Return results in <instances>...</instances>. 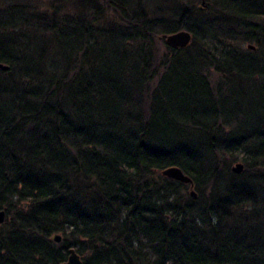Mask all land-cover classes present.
<instances>
[{
	"label": "trees",
	"instance_id": "obj_1",
	"mask_svg": "<svg viewBox=\"0 0 264 264\" xmlns=\"http://www.w3.org/2000/svg\"><path fill=\"white\" fill-rule=\"evenodd\" d=\"M0 63V264H264V0H0Z\"/></svg>",
	"mask_w": 264,
	"mask_h": 264
},
{
	"label": "water",
	"instance_id": "obj_2",
	"mask_svg": "<svg viewBox=\"0 0 264 264\" xmlns=\"http://www.w3.org/2000/svg\"><path fill=\"white\" fill-rule=\"evenodd\" d=\"M162 37L164 38L165 42L168 45L175 47V48L186 47L190 43L191 38H192L191 33L185 29H181V30H177V31L172 32V33L164 34V35H162ZM247 47L249 49H254V46L251 44H248ZM7 68H8L7 65L0 63V69L6 70ZM242 170H243V163L242 162H237L232 167V171L234 173H237V174L242 172ZM161 173L163 176H165L167 178L177 180V181L182 182V183L189 184L191 187L190 194L193 197H196V193L193 189L192 179L189 176H187L186 174H184L183 171L179 167L169 166V167L164 168L161 171ZM5 215H6L5 210L0 209V223L4 222ZM53 239L55 242L58 243L61 240V235L55 234V235H53ZM63 264H82L81 256L79 255V253L76 251V249L74 247H71L68 249L67 258Z\"/></svg>",
	"mask_w": 264,
	"mask_h": 264
}]
</instances>
